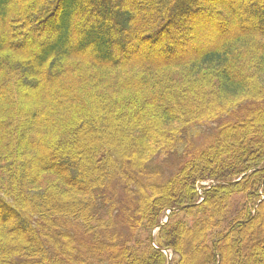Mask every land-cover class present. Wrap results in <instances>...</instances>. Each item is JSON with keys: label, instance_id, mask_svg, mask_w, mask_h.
Returning a JSON list of instances; mask_svg holds the SVG:
<instances>
[{"label": "trees", "instance_id": "trees-1", "mask_svg": "<svg viewBox=\"0 0 264 264\" xmlns=\"http://www.w3.org/2000/svg\"><path fill=\"white\" fill-rule=\"evenodd\" d=\"M160 248L264 254V0H0V264H168Z\"/></svg>", "mask_w": 264, "mask_h": 264}, {"label": "rangeland", "instance_id": "rangeland-1", "mask_svg": "<svg viewBox=\"0 0 264 264\" xmlns=\"http://www.w3.org/2000/svg\"><path fill=\"white\" fill-rule=\"evenodd\" d=\"M241 25H244V23H241ZM207 33L212 35L210 33V31H208ZM211 134H213V132L211 133V129H209L207 127L205 130L203 129V133L195 139V142H202L207 137V135H211ZM178 144H180V146H182V142H179ZM167 160L168 159L166 157L164 159L165 169H169V168L171 169V168L177 167V162H178L177 156L173 155L172 158H170L168 161ZM207 182L208 181L203 182V184H207ZM198 190L202 191L203 189L201 187H199ZM171 211H172L171 209L165 210L163 213V217H162L161 222L158 225H156L154 228L153 227L150 228V226L147 223L148 222L147 219L143 220L140 223V227L138 229H136L135 236H133V239H131V241H130L131 245L133 246V245H135V242H137L136 246L140 249L141 252L146 250L147 248H151L153 245L156 246L155 240L157 241L158 237H159V239L163 238V234L160 232V229L162 226L167 224V222L169 221ZM177 219H184V220L190 221V219L186 218L183 213L177 214L176 219H172V220L176 221ZM223 221H225V220H223ZM218 231H219L218 229L214 230L212 232V234L216 235V232H218ZM159 250L166 254V255L165 254L164 255L167 256L166 259L168 261V264L172 263V261L175 258H177V255L175 254V252L170 250V249L160 248ZM145 256H148V255H145ZM252 263L253 264H256V263L257 264H264V254L262 252L259 253L256 257V260L255 261L253 260Z\"/></svg>", "mask_w": 264, "mask_h": 264}, {"label": "water", "instance_id": "water-1", "mask_svg": "<svg viewBox=\"0 0 264 264\" xmlns=\"http://www.w3.org/2000/svg\"><path fill=\"white\" fill-rule=\"evenodd\" d=\"M160 226V225H159Z\"/></svg>", "mask_w": 264, "mask_h": 264}]
</instances>
